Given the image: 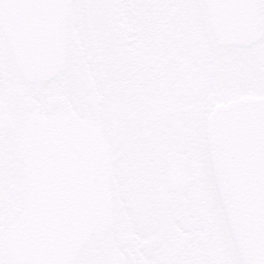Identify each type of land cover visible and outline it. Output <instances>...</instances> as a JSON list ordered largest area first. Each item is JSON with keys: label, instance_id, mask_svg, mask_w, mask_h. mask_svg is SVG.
Segmentation results:
<instances>
[{"label": "snow or ice", "instance_id": "6c2138e0", "mask_svg": "<svg viewBox=\"0 0 264 264\" xmlns=\"http://www.w3.org/2000/svg\"><path fill=\"white\" fill-rule=\"evenodd\" d=\"M0 264H264V0H0Z\"/></svg>", "mask_w": 264, "mask_h": 264}]
</instances>
